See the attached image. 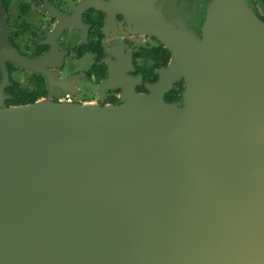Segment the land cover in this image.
Instances as JSON below:
<instances>
[{
  "label": "water",
  "instance_id": "water-1",
  "mask_svg": "<svg viewBox=\"0 0 264 264\" xmlns=\"http://www.w3.org/2000/svg\"><path fill=\"white\" fill-rule=\"evenodd\" d=\"M112 1L169 65L120 105L0 107V264H264V23L247 0H210L201 34Z\"/></svg>",
  "mask_w": 264,
  "mask_h": 264
},
{
  "label": "flooded vegetation",
  "instance_id": "flooded-vegetation-1",
  "mask_svg": "<svg viewBox=\"0 0 264 264\" xmlns=\"http://www.w3.org/2000/svg\"><path fill=\"white\" fill-rule=\"evenodd\" d=\"M209 1L154 0L148 10L201 34ZM247 1L264 23V0ZM133 12L112 0H0V107L42 99L120 105L126 89L148 94L172 51ZM183 89L174 82L164 99L178 102Z\"/></svg>",
  "mask_w": 264,
  "mask_h": 264
},
{
  "label": "trees",
  "instance_id": "trees-1",
  "mask_svg": "<svg viewBox=\"0 0 264 264\" xmlns=\"http://www.w3.org/2000/svg\"><path fill=\"white\" fill-rule=\"evenodd\" d=\"M174 94H175L174 92H171V95H173L174 98L177 97V95Z\"/></svg>",
  "mask_w": 264,
  "mask_h": 264
}]
</instances>
